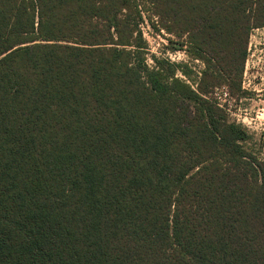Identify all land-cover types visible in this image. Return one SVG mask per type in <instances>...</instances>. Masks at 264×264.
<instances>
[{
    "label": "trees",
    "instance_id": "obj_1",
    "mask_svg": "<svg viewBox=\"0 0 264 264\" xmlns=\"http://www.w3.org/2000/svg\"><path fill=\"white\" fill-rule=\"evenodd\" d=\"M141 4L196 86L147 65ZM263 27L264 0H0V264H264V157L208 96Z\"/></svg>",
    "mask_w": 264,
    "mask_h": 264
},
{
    "label": "rangeland",
    "instance_id": "obj_2",
    "mask_svg": "<svg viewBox=\"0 0 264 264\" xmlns=\"http://www.w3.org/2000/svg\"><path fill=\"white\" fill-rule=\"evenodd\" d=\"M141 4L143 21L139 29L146 43L144 58L148 66L154 65V58L169 60L177 65L176 77L196 86L202 72L206 69L204 61L197 59L196 49L188 36L160 32L154 27L157 24L149 4ZM156 26V25H155ZM207 57V56H206ZM217 60L211 61L215 63ZM185 72L188 76H184ZM220 84L210 89L209 98L222 104L221 109L229 122L242 126L246 130V147L250 152L264 157V121L251 122L245 117H254L257 110L264 107V27L255 29L249 38L248 58L244 65L241 87L234 85L232 78L220 79ZM227 94V95H226ZM244 120L245 123L242 121ZM249 125V126H248Z\"/></svg>",
    "mask_w": 264,
    "mask_h": 264
},
{
    "label": "built area",
    "instance_id": "obj_3",
    "mask_svg": "<svg viewBox=\"0 0 264 264\" xmlns=\"http://www.w3.org/2000/svg\"><path fill=\"white\" fill-rule=\"evenodd\" d=\"M220 107L223 108L222 104H220ZM244 119L249 121L248 124H250L251 122H253V123H257L258 122L260 125H262L261 122L264 121V107L259 109V110H257L255 115H254V117H251V118L250 117L249 118L245 117ZM242 122L245 123L244 120Z\"/></svg>",
    "mask_w": 264,
    "mask_h": 264
}]
</instances>
